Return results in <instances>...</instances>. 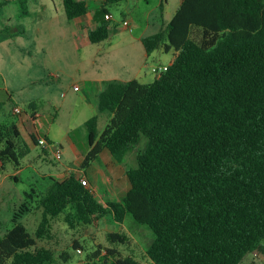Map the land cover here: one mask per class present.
I'll return each mask as SVG.
<instances>
[{
  "label": "trees",
  "instance_id": "trees-1",
  "mask_svg": "<svg viewBox=\"0 0 264 264\" xmlns=\"http://www.w3.org/2000/svg\"><path fill=\"white\" fill-rule=\"evenodd\" d=\"M122 1L103 0L106 21L89 31L91 42L111 36L108 6ZM25 4L19 0L28 13ZM63 4L70 20L89 10L87 0ZM142 42L148 54L174 49L172 62L149 83H105L98 108L110 118L102 132L99 115L86 122L81 164L88 169L104 150L122 162L146 137L127 170L130 188L103 202L75 174L50 177L43 192H26L36 204L14 213L0 238V264H54L53 250L38 241L60 214L70 215L73 228L75 219L90 226L108 214L120 223L131 215L153 234L147 254L155 264H242L252 254L264 264V0H182L170 22ZM39 138L32 135L35 144ZM30 152L15 122L0 124L1 170L8 162L19 169ZM33 207L42 212L34 234L20 221ZM109 235L114 243L128 240ZM88 259L140 264L100 243Z\"/></svg>",
  "mask_w": 264,
  "mask_h": 264
},
{
  "label": "rangeland",
  "instance_id": "rangeland-1",
  "mask_svg": "<svg viewBox=\"0 0 264 264\" xmlns=\"http://www.w3.org/2000/svg\"><path fill=\"white\" fill-rule=\"evenodd\" d=\"M129 1L108 6L114 16L111 39L102 44H92L91 48L81 47L84 35L79 30L78 21L68 19L63 0H27L28 13L22 11L19 0H11L7 6L0 7V33L7 28L10 34H18L9 42H0V86L9 88L13 95L10 98L4 92L5 103L0 119L16 122L23 140L31 146V153L22 160L23 170L17 180L10 176L16 171L12 162H8L5 169L0 171V176L5 179L4 187L0 190V238L14 226L12 218L22 203L36 204L27 197L26 192L32 193V189L37 193L43 192L56 167L77 165L81 152L88 150L86 122L95 113L82 98L83 91L74 89L75 85L83 86L85 73L100 68V71L126 79L133 78L140 71L144 77L147 76L146 80L152 81L155 77L152 67L159 65V62H169L174 57L175 50L154 51L146 58L144 65L142 58L145 48L141 42L133 43L128 50L122 51L121 48L133 42L132 36H149L164 27L175 14L179 0L164 1L161 7L160 0ZM93 7L91 4L90 8ZM5 18L12 19L11 25L6 23ZM125 20L131 22L132 30L124 25ZM93 56L97 58L91 59ZM15 107L21 108L23 113L35 111L34 123L27 117L25 125L22 124L20 115L14 113ZM96 113L100 115L98 129L102 132L110 114ZM30 130H34L36 136L61 145L62 159H57L51 148L45 152L41 145L34 144ZM145 143L146 137H143L121 165L107 175L113 178L119 173V168L128 170L136 166L137 153ZM101 161L104 160L93 161L92 167L103 166ZM109 169H113L112 166ZM106 185L103 179L95 187L96 196L103 202L117 200L118 194L112 193ZM33 209L20 219L32 234L42 219V212L35 207ZM69 216L60 214L51 217L44 236L38 241L39 246L53 250L54 264H100V260L88 259L95 243L106 248L116 247L125 257H131L140 264H155L147 254L153 234L146 226L136 224L131 215L120 223L108 214L98 225L90 226L81 225L75 219V228L68 221ZM111 232H121L128 240L122 244L114 243L110 239ZM74 241H79L82 248L75 249ZM65 255H69L67 260L64 259ZM252 261L246 258L242 264H252Z\"/></svg>",
  "mask_w": 264,
  "mask_h": 264
},
{
  "label": "crops",
  "instance_id": "crops-1",
  "mask_svg": "<svg viewBox=\"0 0 264 264\" xmlns=\"http://www.w3.org/2000/svg\"><path fill=\"white\" fill-rule=\"evenodd\" d=\"M164 1L168 2V0H160V3H159L160 7L164 4ZM181 1L182 0H179V5H180ZM87 2H88V5H89L88 12L85 15L81 16V17L75 18L74 20L78 21L79 30L84 35L83 43L80 44L81 47L82 46L83 47L88 46V48H91V46H93L92 44H102L103 42H106V41L110 40L111 36L107 40L99 42V43H93V42L90 41V39H89V31L94 29V28H96L97 25H99L102 22H105L106 20H104V16L100 13V9H101V6L103 4V0H87ZM127 2H130V1L127 0ZM9 3H11V0L1 1L0 2V7L1 6H7ZM91 4L94 6L92 9L90 8ZM164 10H165V8H164ZM108 11L111 14V18L109 19V22H111L114 19V16H113V13L109 10V8H108ZM173 16H172V18H173ZM172 18H170L168 20V22H170V20ZM5 21H6V23L8 25H11V23H12V19L11 18H5ZM113 29H114V27L112 28V31H113ZM158 31L159 30H157L156 32H158ZM156 32H154V33H156ZM17 35L18 34H16V33L15 34H10L7 31V28H6L5 30H3V32L0 33V42L1 43L9 42V41L12 40V38L14 36H17ZM146 36H148V35L142 34L139 37L132 36V38L134 39L133 42L130 43L128 45V47L127 46H123L121 48L122 51L131 49L133 43H140L141 42L143 44L142 38H144ZM143 46H144V44H143ZM144 48H145V46H144ZM157 51L164 52L163 48L161 50H157ZM172 51H174V49L170 50V52H172ZM174 54H175V51H174ZM150 55L151 54H148L146 49H145V55L142 58V60L144 62V65H146V63H147V59L146 58L149 57ZM96 58L97 57L93 56L91 59L95 60ZM172 59H173V57H172ZM172 59L169 62H159V64H165V65L167 64V65H169L172 62ZM132 77L133 78H126V79L118 78L117 76H114L111 72H103V71H100V68H97V69H95V71H91L89 73H85V76L82 79L83 86L77 85L79 87V89H77L76 91H79V92L83 91L82 98L85 100L86 104L91 108L93 113L98 115V113H96V112H99L98 95L104 89L105 83L107 81L114 80V79H118V80H122V81H129V80H132V79H138V80H140L143 83H149V82L154 81V79L156 78V77H154V79H152V81H148V80H146L147 76L144 77L142 72H140V71H138ZM4 92H6L10 96V98L13 97V95L11 94L9 88L0 86V112H1L2 107H3L2 105L5 103V98H4V94L5 93ZM14 113H15V111H14ZM101 113H104V112H101ZM19 115H20V118H19L20 122L25 125V119L27 117H30L32 119L33 123H34V115H36V112L34 111V112H31L30 114H28V113H23V111H22ZM99 119H100V115H99ZM4 121H5V119H3L1 117L0 124L3 123ZM29 133H30L29 135L31 136V139H32V135H35V131L34 130H30ZM39 137H41V136H39ZM49 142L51 143L50 140H49ZM34 144H35V142H34ZM55 145L56 144L52 143V147H47V148L43 147V149H44L45 152L48 151L49 148H51L53 150ZM29 146H30V144H29ZM72 146H74V145H72ZM88 150H89V148H88ZM88 150L81 152V155H80V158H79V161H78L77 165H74V164L73 165H65L64 164L62 167H56L55 174L50 175V177L63 179V178L68 177L71 174H75L77 177H79V179L80 178H86L89 181V183L91 184V186H92L94 191H95V187H98L100 182H102V180L105 179V181L107 182V185L112 190V193H115L116 195L118 194L117 195L118 196L117 200H119L128 191V189L130 188V183H129V180H128V177H127V170L125 168L123 169L121 167V168L118 169L119 173L117 174L116 177L112 178L111 176L107 175V174H112L115 171L116 167L120 166L121 165L120 163H122V162H117L112 157V155L109 153L108 150H104L101 154H99V156L97 158V159H103L104 160V161H101V163H103V166H100L99 168L98 167H92V165H93L92 164L88 169H82L81 168V164H82V162L84 160V157H85V155H86ZM0 165H1V162H0ZM110 166H112L113 169H109ZM22 170H23V168H22V164H21V167L19 169H16L15 173L13 175H10V176H13L15 178V180H17L18 179V174ZM0 171H1V169H0ZM50 177H49V184H50ZM4 183H5L4 177L0 176V190L4 187ZM120 186L124 187L123 190L122 189L120 190V192L122 191L121 193L119 191H117V189L121 188ZM117 192H119V193H117ZM106 196L109 197V195H107V194H106ZM98 224H99V222L97 223V225ZM247 258H250V260L256 261L258 264H262V261H260L253 254L249 255Z\"/></svg>",
  "mask_w": 264,
  "mask_h": 264
},
{
  "label": "built area",
  "instance_id": "built-area-1",
  "mask_svg": "<svg viewBox=\"0 0 264 264\" xmlns=\"http://www.w3.org/2000/svg\"><path fill=\"white\" fill-rule=\"evenodd\" d=\"M106 18L110 19L111 18V14L106 15ZM124 25L127 28H130L132 30V26H131V22L129 20H125L124 21ZM169 68V65H165V64H159L156 66L152 67V72L154 73L155 77H159L162 73H164L165 71H167ZM74 89L77 90L79 89V87L76 85L74 86ZM15 113L20 114L22 112V109L19 107H15L14 109ZM39 145H41L44 148L47 147H52V143H50L47 139L40 137L39 138ZM54 155L57 159H62L63 156V147L60 145H55L54 149H53ZM80 180L82 181V183L86 186H89V182L86 178H80Z\"/></svg>",
  "mask_w": 264,
  "mask_h": 264
}]
</instances>
